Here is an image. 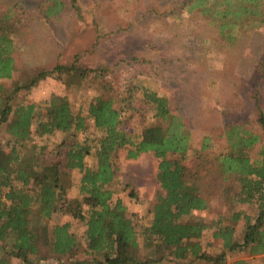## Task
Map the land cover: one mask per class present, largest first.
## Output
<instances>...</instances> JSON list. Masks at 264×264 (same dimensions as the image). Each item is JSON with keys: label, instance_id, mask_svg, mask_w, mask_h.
<instances>
[{"label": "rangeland", "instance_id": "obj_1", "mask_svg": "<svg viewBox=\"0 0 264 264\" xmlns=\"http://www.w3.org/2000/svg\"><path fill=\"white\" fill-rule=\"evenodd\" d=\"M64 2L59 18H48L46 0H0V15L11 8L10 23L17 29L11 39L19 69L12 77L0 78L5 92L13 91L16 83L27 76L52 69L59 62L71 65L75 60L80 67L95 70L83 81L75 78L71 84L72 76L55 72L16 94L14 101L36 102L43 110L55 95L66 94L74 112L80 110L87 116L85 131H58L35 139L38 145H46L38 153L37 165L55 161L65 164L68 145L73 141L88 142L96 149L101 132L88 109L100 95H113L116 106L123 111L126 128L141 133L156 121L153 105L143 96L148 88L170 99L171 108L190 131L192 147L184 164L202 181L205 196L215 198L210 209L197 211L194 216L208 222L222 218L225 224L233 225L235 211L256 216L257 203H230L240 184L237 176L220 171L216 157L232 147L226 134L229 125H240L260 136L250 148L252 156L258 155L264 143V128L258 120L264 112V23L237 25L223 34L220 17L184 7L181 0H76L81 11L73 6V0ZM262 4L264 7V0ZM10 138L6 125L0 123V143L6 145ZM86 162L96 164L93 151ZM115 165L113 202L121 199L133 219L148 222L158 193L164 192L157 178L159 159L152 152L128 158L127 151L120 149ZM70 171L74 182L68 194L74 197L79 195L81 173L79 169ZM223 194L228 196L224 200L220 198ZM64 222L71 223V231L85 245L86 226L71 213H55L50 225ZM244 223V218L236 223L238 237L244 234ZM213 234L214 228L206 230L202 243L206 251L216 254L223 246ZM47 245L45 251L49 239ZM247 257L241 252L231 254L230 260ZM249 258L254 264L262 263L259 255ZM69 260L49 255L43 259L33 257L31 264H64ZM94 261L92 264H96ZM10 262L29 264L17 257H10ZM191 264L206 262L195 260Z\"/></svg>", "mask_w": 264, "mask_h": 264}, {"label": "trees", "instance_id": "obj_2", "mask_svg": "<svg viewBox=\"0 0 264 264\" xmlns=\"http://www.w3.org/2000/svg\"><path fill=\"white\" fill-rule=\"evenodd\" d=\"M46 2L45 15L59 18L66 6L64 0ZM262 2L181 0L184 7L199 8L202 13L220 17L223 34L237 25L264 23ZM72 4L81 11L76 0ZM242 17L246 18L240 23ZM12 18L11 8L1 12L0 78L12 77L19 69L12 50L11 35L17 32L10 23ZM74 61L71 65L59 62L52 69L31 74L7 93L0 85V123L6 125L11 136L6 145L0 143V264H11L10 257L31 264L33 257L43 259L49 255L69 258L64 264H92L93 260L96 264H191L195 260H204L206 264H254L249 257L262 255L261 264H264V143L258 155L252 156L251 149L261 138L240 125L227 127L232 147L216 160L220 171L237 176L240 184L230 203L255 202L258 213L252 216L235 211L234 225L225 224L222 218L208 222L194 216L197 211L210 209L215 198L205 196L202 181L184 164L192 147L190 131L171 108L170 99L152 89H144L143 96L153 105L156 121L141 133L126 128L123 111L116 106L113 95H100L90 102L88 109L89 117L101 132L96 149L88 142L73 141L68 145L65 164L55 161L37 165L38 153L46 145H38L35 139H44L58 131H85L87 116L80 110L74 112L66 94L55 95L46 110L39 109L36 102L14 101L15 96L41 79L54 76L55 72L58 76L62 73L72 76L71 84L75 78L83 81L89 72L95 71ZM62 83L68 85L67 81ZM258 120L264 128L263 111ZM120 149L127 151L128 158L152 152L159 159L157 178L164 192L158 193L148 222L133 219L121 199L113 202L116 191L111 183L116 177ZM91 151L96 157L95 165L86 162ZM73 169H79L81 176L79 195L71 197L68 192L73 185L70 171ZM227 193L228 190L224 194ZM224 194L222 200L228 197ZM59 211L71 213L86 226L85 245L71 231L70 222L50 225ZM242 218L244 234L238 237L236 223ZM210 228H214V239L222 241L223 249L216 254L206 251L202 243L204 233ZM48 239L50 245L45 251ZM241 252L248 257L230 260L231 254Z\"/></svg>", "mask_w": 264, "mask_h": 264}, {"label": "crops", "instance_id": "obj_3", "mask_svg": "<svg viewBox=\"0 0 264 264\" xmlns=\"http://www.w3.org/2000/svg\"><path fill=\"white\" fill-rule=\"evenodd\" d=\"M260 258H262L263 256L262 255H259Z\"/></svg>", "mask_w": 264, "mask_h": 264}]
</instances>
